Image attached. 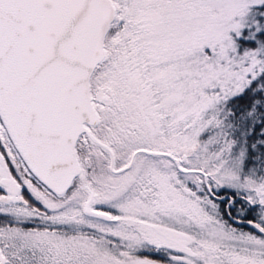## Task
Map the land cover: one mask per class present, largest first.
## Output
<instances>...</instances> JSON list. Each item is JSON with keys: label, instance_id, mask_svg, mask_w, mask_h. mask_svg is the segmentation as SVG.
Instances as JSON below:
<instances>
[{"label": "snow or ice", "instance_id": "obj_1", "mask_svg": "<svg viewBox=\"0 0 264 264\" xmlns=\"http://www.w3.org/2000/svg\"><path fill=\"white\" fill-rule=\"evenodd\" d=\"M0 264H264V0H0Z\"/></svg>", "mask_w": 264, "mask_h": 264}]
</instances>
